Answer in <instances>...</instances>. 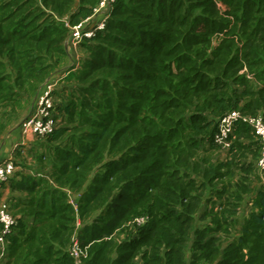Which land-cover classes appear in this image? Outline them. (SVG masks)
Masks as SVG:
<instances>
[{
    "label": "trees",
    "instance_id": "obj_1",
    "mask_svg": "<svg viewBox=\"0 0 264 264\" xmlns=\"http://www.w3.org/2000/svg\"><path fill=\"white\" fill-rule=\"evenodd\" d=\"M76 1L0 0V143L57 82L55 129L0 187V264H264L260 137L215 142L232 111L264 122V0H115L74 48L101 0Z\"/></svg>",
    "mask_w": 264,
    "mask_h": 264
},
{
    "label": "built area",
    "instance_id": "obj_2",
    "mask_svg": "<svg viewBox=\"0 0 264 264\" xmlns=\"http://www.w3.org/2000/svg\"><path fill=\"white\" fill-rule=\"evenodd\" d=\"M115 0H101L94 14L86 18L83 22L70 26L71 28L69 42L74 48H77L79 43L84 38L92 37L97 31L102 30L106 26V21L111 13V9ZM57 82L47 84L41 91L39 97L35 100L34 106L28 116L20 123L21 133H31L38 136H46L52 133L56 127V121L52 115V90ZM245 122L252 125L256 133L259 135L262 142L261 157L258 161V167L261 172L264 171V122L260 117H251L243 115L239 111H232L222 118L220 121L218 132L215 137V142L221 148V152L225 153L231 146L229 135L234 130V127ZM14 154H10L4 159H0V187L9 182L15 175L17 170ZM15 223V217L10 211L8 201H0V224L3 226L2 234L0 235V259L6 252L5 235L11 230ZM87 247L83 248L79 244L78 239H75L71 249V254L77 262H80L81 257L87 255Z\"/></svg>",
    "mask_w": 264,
    "mask_h": 264
},
{
    "label": "rangeland",
    "instance_id": "obj_3",
    "mask_svg": "<svg viewBox=\"0 0 264 264\" xmlns=\"http://www.w3.org/2000/svg\"><path fill=\"white\" fill-rule=\"evenodd\" d=\"M72 63H74V60H71ZM21 127L20 124L17 125H12L10 126V128L8 129V134L5 135L6 139L9 140L11 139L12 136L16 135L15 138H13L14 141V148L11 154L15 155V151L16 149L23 147L25 150V154H29V151L31 147H33V143L36 142V136H34V134L31 133H27L24 134L23 132L21 133ZM33 157V155H32ZM33 158H31L32 160ZM19 161H24L22 158L19 159ZM36 162L30 161L29 164L30 166L32 165L35 168V164ZM18 166V165H17ZM28 170L32 169V168H27ZM22 168L21 166L17 167V173H19V171H21ZM11 211V210H10Z\"/></svg>",
    "mask_w": 264,
    "mask_h": 264
},
{
    "label": "crops",
    "instance_id": "obj_4",
    "mask_svg": "<svg viewBox=\"0 0 264 264\" xmlns=\"http://www.w3.org/2000/svg\"><path fill=\"white\" fill-rule=\"evenodd\" d=\"M21 132V131H20ZM16 135L12 136L11 139L7 140L6 137L0 143V159H4L8 155H10L14 148V141ZM11 197V191L7 187L0 188V201H7ZM2 227V225L0 224ZM0 227V228H1ZM2 231V230H1Z\"/></svg>",
    "mask_w": 264,
    "mask_h": 264
},
{
    "label": "water",
    "instance_id": "obj_5",
    "mask_svg": "<svg viewBox=\"0 0 264 264\" xmlns=\"http://www.w3.org/2000/svg\"><path fill=\"white\" fill-rule=\"evenodd\" d=\"M75 5L76 6L78 5V0L76 1ZM69 38H70V35H68L67 38H66V45L68 44Z\"/></svg>",
    "mask_w": 264,
    "mask_h": 264
}]
</instances>
